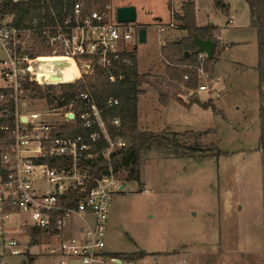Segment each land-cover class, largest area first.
Masks as SVG:
<instances>
[{
	"label": "rangeland",
	"instance_id": "rangeland-1",
	"mask_svg": "<svg viewBox=\"0 0 264 264\" xmlns=\"http://www.w3.org/2000/svg\"><path fill=\"white\" fill-rule=\"evenodd\" d=\"M129 1L114 0V6H129L126 5ZM170 1L177 3L178 0ZM224 1L230 5L229 16L234 23L217 33L219 40L228 44L227 63L220 71L221 78L216 63L222 48L217 39L216 47L220 49L215 48L212 55L214 61L208 67L211 72L204 70L205 60H199L197 67L181 64L177 67L165 64L162 58L163 65L160 58H156L155 65L148 71L137 69L141 90L146 86L163 85L169 94L182 95L184 99L199 93L200 99L215 100L214 110L197 106L188 111L172 110L170 120L175 129L200 132L197 141L181 138L185 131L176 133L179 144L201 149L193 158H165L155 150L143 153L138 182H126V170L118 171L116 177L125 187L110 199L104 252L133 255L142 250L146 261L152 256L178 254L192 264H256L255 260L264 254V149L258 145L260 97L256 30L249 27L244 0ZM166 3L141 0L137 4L140 5L137 19L131 26L147 29V43L137 42L135 46L143 64L158 55L161 43L157 37L169 45L184 39L181 36H188L177 28L181 23L174 18L175 9L170 11V20L164 22L168 11ZM155 12L163 22L154 23ZM10 20L11 17H3L1 22ZM171 23L174 26H170ZM162 27L164 31L160 32ZM4 57L0 49V60ZM231 63L237 65L232 67ZM84 68L78 66L81 77L88 73ZM2 70L0 62V78ZM180 71L196 73L198 84L192 88V94L188 93L191 88H183L186 85L182 78L185 80L187 73L182 77ZM62 74L59 82L72 81L75 76V73ZM228 78L234 79L232 87ZM202 85H207L209 91H195ZM53 87L59 92V86ZM262 89L264 91V87ZM25 101V106H19L25 114L47 107L42 100ZM56 118L50 121L55 123ZM158 134L171 135L168 131ZM217 151L220 152L218 157L215 156ZM82 226L81 220L73 218L63 237L67 233L78 235ZM36 237L30 254H26L25 264H47L50 260L47 254L55 248V237L44 233Z\"/></svg>",
	"mask_w": 264,
	"mask_h": 264
},
{
	"label": "built area",
	"instance_id": "built-area-1",
	"mask_svg": "<svg viewBox=\"0 0 264 264\" xmlns=\"http://www.w3.org/2000/svg\"><path fill=\"white\" fill-rule=\"evenodd\" d=\"M116 8L114 0H107L102 11L90 10L82 0H74L70 10L64 8L61 12L60 20L50 11L53 24H46L43 19L41 28L36 27V19L31 27L21 29L10 27L11 21L2 23L0 19V49L5 55L0 60L3 63L0 88L9 91L8 98L14 106L12 125L0 127L5 133L0 145V264L12 261L25 264L26 254L34 246L31 245L34 231L57 239L55 248L47 254L50 259L47 264H108L107 261L110 264H192L178 254L152 256L149 261L145 256L121 261L107 255L104 231L110 199L125 187L116 177L122 168L117 171L109 168L99 177L91 176L89 163L96 156L97 136H72L65 130L75 120L72 104L47 105L42 111L26 114L19 110L29 99L22 87L26 81L42 88L75 84L82 80L78 66L91 74L92 65L105 69L110 82L116 81L115 74L121 77L119 55L135 48L139 30L131 24L117 22ZM159 31H164L163 27ZM37 32L51 50L47 57L29 56L30 37ZM42 58L70 61L76 69L75 79L65 84L37 79L34 69L39 67ZM198 58L207 59L203 54H198ZM196 89L209 91L207 85ZM76 101L86 107L80 116L83 127L90 126L91 116L98 124L108 145L102 157L109 160L124 142L120 138L110 140L87 90L78 91ZM0 102H6L3 94ZM116 104L115 100L108 102L109 106ZM3 114L0 110V119ZM52 117H57L55 123L50 121ZM119 124L118 119L113 120L114 126ZM76 197H79L78 204L73 203ZM73 218L81 220L83 226L78 235L67 233L63 237Z\"/></svg>",
	"mask_w": 264,
	"mask_h": 264
},
{
	"label": "trees",
	"instance_id": "trees-1",
	"mask_svg": "<svg viewBox=\"0 0 264 264\" xmlns=\"http://www.w3.org/2000/svg\"><path fill=\"white\" fill-rule=\"evenodd\" d=\"M74 0H28L0 1V19L3 17H11L10 27L17 29L29 28L33 25V20L36 19V27L41 28V22L44 19L46 24H53V17L50 11L55 12L58 19H61V12L64 8L70 10L71 4ZM81 1V0H79ZM90 10L102 11L107 0H82ZM249 9V17L252 27L256 30L257 39V56L258 63L256 71L258 74V91L260 97L259 105V126L260 133L258 138L259 147L264 149V0H244ZM213 5L220 11H225L226 5L222 0H213ZM43 15H45L43 17ZM175 20L181 23L179 29L187 32V38L176 40L169 45H164L160 49L161 58L165 64H176L177 67L183 66H198L199 58L196 51V46L191 40V34L194 33L201 39L209 37L211 40L218 38L219 31L217 28L207 26L198 28L195 23V5L192 0H186L182 4V15H174ZM218 33V34H217ZM30 41L32 42V49L29 52L31 57H47L51 54L48 44L45 43L43 36L37 32L31 34ZM216 51L220 48L216 47ZM188 53V57H185ZM120 64L119 70L121 77L115 74L116 81L110 82L108 79V72L101 67L92 65L91 74H84L82 80L75 84H65L59 86V92L53 86L40 87L34 82H24L23 92L25 97L33 100H45L47 105L51 107H65L72 104L75 120L70 127H66L72 136L80 135L89 138L91 134H96L97 140L95 145L98 148L94 160L89 163L90 174L93 177H99L107 172L109 168L115 171L123 168L126 170L124 180L126 182H138L141 171V158L143 153L157 150L165 158H193L195 153L201 151L198 146L186 147L178 143V135L172 133L166 134H152L149 132L140 131L137 125V102L138 97L142 95L143 91L140 89V77L138 75L136 47L127 53L119 55ZM214 61L212 59H205L204 70L209 71V64ZM181 64V65H180ZM182 66V67H183ZM183 77L186 71L179 72ZM76 76V75H75ZM73 76V79H75ZM186 79L182 82L186 85V89H192L197 86V75L194 71H189ZM71 81V80H69ZM68 82V81H67ZM87 90L93 98V102L100 114L104 129L106 130L110 140L115 141L122 139L124 146L116 153L109 156V160L102 157L103 152L107 149V141L94 117H90V126L83 127V121L80 116L86 107L76 101L78 91ZM3 94L6 102H0V110L4 111L5 116L0 119V127L12 125L13 118V103L9 101V91L0 88V95ZM109 100L117 101L116 105L109 106ZM203 109L214 106L211 100L201 104ZM3 114V115H4ZM120 121L119 127L113 125V120ZM5 136L3 130H0V145L3 143L2 138ZM181 138L193 139L197 141L198 135L192 131L184 133ZM220 152L217 151L215 156L218 157ZM1 172V169H0ZM75 204L79 203V197L73 200ZM38 235L37 231L32 234L33 241L31 245L35 244V238ZM121 261H133L145 256L144 252L140 251L133 255L130 254H109Z\"/></svg>",
	"mask_w": 264,
	"mask_h": 264
},
{
	"label": "crops",
	"instance_id": "crops-1",
	"mask_svg": "<svg viewBox=\"0 0 264 264\" xmlns=\"http://www.w3.org/2000/svg\"><path fill=\"white\" fill-rule=\"evenodd\" d=\"M140 1L141 0H130L129 3H126V5L136 7V19H137V11H138L137 6H140L137 4L140 3ZM151 1L152 2H157V1L160 2L161 0H151ZM164 1H165V3L167 2L166 6L168 9L164 22H168L170 20V18H171L170 11L173 9H175L177 11L178 15H182V4L184 2H186V0H178L177 3H171L170 0H164ZM192 1L194 2V5H195V23H196L198 28H204L207 26H212V27L218 28L219 32H220V31H222V29L228 28V26L233 25V23H234L233 17L229 16L230 5L228 3H226L224 0H222V1H223L224 5H226L225 11H220L219 9H217L215 7V5H213V0H192ZM246 6H247V4H246ZM247 8H248V6H247ZM248 13H249V9H248ZM229 20H231L232 23L228 22ZM155 21L163 22V19L160 18V15L158 14V12H155V14H154V23H155ZM248 21H249V27H252L250 17H249ZM177 28L179 29V27H177ZM145 30H146L145 42H146L147 41V29H145ZM179 30H180L181 34L187 33L184 30H181V29H179ZM193 34L194 33H192L190 36L191 40H192ZM181 37L185 38V36H181ZM157 39H158L157 40L158 43L160 42L161 45L158 49V51H159L158 55L153 57V59L151 61H149V62L146 61L144 64L141 63L140 56L138 55V52L136 53L138 71L141 69L148 71V69L151 68V66L155 65L156 58H160L159 60L162 63L160 49L165 44H164V41H161V39H159L158 37H157ZM179 40H181V39H179ZM202 40H205V39H202ZM217 40L219 41L218 43L220 44V46L222 48L221 54H220V59L218 60L219 62L216 63L217 64L216 68L218 69L217 74L220 77L221 76L220 71L223 68V66H225V64L227 63V60H226L227 58L225 57V50L228 48L227 47L228 44H225L223 41L221 42L219 40V37L217 38ZM217 40H213V42L215 43V46H216ZM256 50H257V46H256ZM136 51H137V48H136ZM214 51H215V48H214ZM256 55H257V51H256ZM162 65H163V63H162ZM230 65L232 67H234V65H237V64L231 63ZM160 78H161V76H160ZM232 79L233 78L227 79L228 84L231 87L234 85L233 84L234 79L233 80ZM183 88H184V90L186 89L185 87H183ZM188 89H186V90H188ZM142 91H143V93H142V95H140L138 97V102H137V112H138L137 125L139 128L144 129L143 131L149 132L152 134H154V133L158 134V133H162L164 131H166V132L168 131L171 134H172V132L179 134L178 132H181L183 130H179V129L177 130L174 128L175 126H173L174 124L171 123V120H170L171 113L173 111L175 112V109H177V108L180 110L184 109V110L188 111L189 108L197 106V107L203 109L201 107V104L206 103L205 99L199 98V95H198L199 93H197V92H196L197 93L196 96L193 97V96L187 95L188 98L184 99V98H182V95H178V97H177V96H173V94H169L170 93L169 90L167 89V87H164L163 85H156L153 87L146 86V88L143 89ZM191 92H193L192 89H190L188 93L192 94ZM160 94L163 96H160ZM208 99L209 100L212 99L211 102L214 106L215 100L213 98H208ZM40 102L42 103V101H40ZM178 109H177V111L179 112ZM203 110H206V109H203ZM184 131L185 132L192 131L197 135L200 133V132L194 131V130H184ZM177 159H183V158H177ZM263 190H264V186H263ZM183 245L185 246L186 244H183ZM142 252H144V251H142ZM263 252H264V249H263ZM105 253H107V255L111 254L108 252H105ZM254 263L264 264V254L262 256H260V259L257 258Z\"/></svg>",
	"mask_w": 264,
	"mask_h": 264
},
{
	"label": "water",
	"instance_id": "water-1",
	"mask_svg": "<svg viewBox=\"0 0 264 264\" xmlns=\"http://www.w3.org/2000/svg\"><path fill=\"white\" fill-rule=\"evenodd\" d=\"M116 20L120 23H128L133 24L136 21V7L133 6H117L116 8ZM146 30L144 28L139 30L138 34V42L141 44L146 43ZM193 43L196 46V53L203 54L207 59H212V55L214 53L215 43L209 37L202 40L197 35H192ZM188 56V53H185V57ZM50 74L48 75V79L51 81H58L62 76L65 68L70 67L72 63L70 61H58L52 60L49 61ZM52 70L54 72H52ZM23 120V119H22ZM124 186L121 187L123 189ZM142 251V250H140Z\"/></svg>",
	"mask_w": 264,
	"mask_h": 264
},
{
	"label": "bare ground",
	"instance_id": "bare-ground-1",
	"mask_svg": "<svg viewBox=\"0 0 264 264\" xmlns=\"http://www.w3.org/2000/svg\"><path fill=\"white\" fill-rule=\"evenodd\" d=\"M49 61H52V59H50V58H47V59L42 58L39 61V62H41L39 67H36V65H35L36 68L34 69L35 70L34 73H35V76H36L37 79H39L41 81L42 80H46V79H44L42 77H48V75L50 74V70L51 69L49 67V64H50ZM63 73H75V75H76V69L73 67V65H71L70 67L65 68ZM62 75H64V74H62ZM46 81H48V80H46ZM72 81H69V82H72ZM50 82H52V81H50ZM57 82L61 83V84H65L67 81H65V82L57 81Z\"/></svg>",
	"mask_w": 264,
	"mask_h": 264
}]
</instances>
